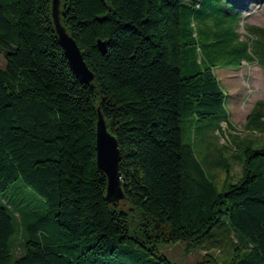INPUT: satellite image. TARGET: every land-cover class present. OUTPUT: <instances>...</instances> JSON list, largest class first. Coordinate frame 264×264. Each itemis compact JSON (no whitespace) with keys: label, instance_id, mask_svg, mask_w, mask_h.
Returning a JSON list of instances; mask_svg holds the SVG:
<instances>
[{"label":"trees","instance_id":"16d2710c","mask_svg":"<svg viewBox=\"0 0 264 264\" xmlns=\"http://www.w3.org/2000/svg\"><path fill=\"white\" fill-rule=\"evenodd\" d=\"M195 5L60 0L88 83L68 65L51 0H0V194L20 181L44 210L22 225L0 198V264H137L138 253L176 264L159 246L194 244L223 219L246 238L227 264H264V144L243 148L240 178L219 190L182 139L185 119H228L212 65L181 74ZM98 110L120 152L118 202H106L96 165Z\"/></svg>","mask_w":264,"mask_h":264},{"label":"rangeland","instance_id":"374dc122","mask_svg":"<svg viewBox=\"0 0 264 264\" xmlns=\"http://www.w3.org/2000/svg\"><path fill=\"white\" fill-rule=\"evenodd\" d=\"M182 2L198 6L195 5L191 16L189 10L183 16L185 35L182 42L192 44L183 49L181 74L191 75L212 65L225 95L228 113L226 122H219L216 117L183 120L182 139L190 144L217 188L223 190L241 176L243 148L264 144L261 124L264 122V0ZM5 63L4 53L0 51V68ZM224 165L228 166L227 172L222 169ZM0 198L11 206L10 213L20 214L22 225L44 211L40 201L33 199L20 181L11 184ZM245 240L223 219L208 236L194 244L178 242L161 245L159 250L176 264H227L237 251L246 250ZM20 252L17 247L16 255ZM150 258L131 254L128 262L149 264ZM205 259L209 260L205 262Z\"/></svg>","mask_w":264,"mask_h":264},{"label":"water","instance_id":"95a60500","mask_svg":"<svg viewBox=\"0 0 264 264\" xmlns=\"http://www.w3.org/2000/svg\"><path fill=\"white\" fill-rule=\"evenodd\" d=\"M60 0H51V18L59 44L74 76L81 81L91 82L93 74L86 65L83 55L76 41L66 32L60 22ZM97 47L101 52L106 51V43L97 40ZM96 165L107 178L105 200L108 203L124 199L122 179L119 174L120 152L114 136L106 128L105 121L98 110L95 131Z\"/></svg>","mask_w":264,"mask_h":264}]
</instances>
